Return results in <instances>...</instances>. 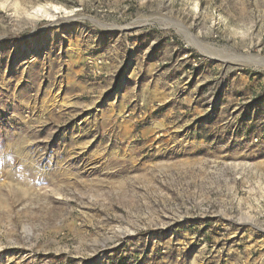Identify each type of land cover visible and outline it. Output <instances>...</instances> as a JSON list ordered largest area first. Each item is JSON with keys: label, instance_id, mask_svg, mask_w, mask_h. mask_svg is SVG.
<instances>
[{"label": "rangeland", "instance_id": "1", "mask_svg": "<svg viewBox=\"0 0 264 264\" xmlns=\"http://www.w3.org/2000/svg\"><path fill=\"white\" fill-rule=\"evenodd\" d=\"M0 264H264V0H0Z\"/></svg>", "mask_w": 264, "mask_h": 264}, {"label": "bare ground", "instance_id": "2", "mask_svg": "<svg viewBox=\"0 0 264 264\" xmlns=\"http://www.w3.org/2000/svg\"><path fill=\"white\" fill-rule=\"evenodd\" d=\"M38 9H39V11H38ZM61 11L66 12L61 7L48 3V4L34 5L29 10L28 9L25 10L23 12V14H24V17L26 19L31 20V21L41 20V19L52 20L54 18V16L57 15L58 13H61ZM179 30L183 31L184 33L189 34L188 31H186L182 28H179ZM193 39H195V38H193Z\"/></svg>", "mask_w": 264, "mask_h": 264}, {"label": "snow or ice", "instance_id": "3", "mask_svg": "<svg viewBox=\"0 0 264 264\" xmlns=\"http://www.w3.org/2000/svg\"><path fill=\"white\" fill-rule=\"evenodd\" d=\"M38 11H39V9H38Z\"/></svg>", "mask_w": 264, "mask_h": 264}]
</instances>
